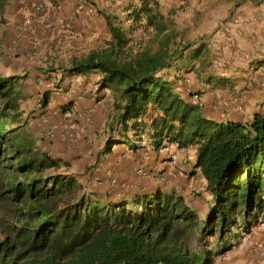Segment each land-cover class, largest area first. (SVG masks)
<instances>
[{
	"label": "trees",
	"instance_id": "16d2710c",
	"mask_svg": "<svg viewBox=\"0 0 264 264\" xmlns=\"http://www.w3.org/2000/svg\"><path fill=\"white\" fill-rule=\"evenodd\" d=\"M8 1L0 0V24ZM154 7L134 11L128 29L108 19L111 40L58 68L97 76L111 93L102 156L146 146L195 153L192 175L203 179L197 195L211 199L203 228L192 233L197 214L175 195L94 201L69 163L36 147L20 108L21 78L0 75V264H219L264 223V114L217 122L202 115L201 100L176 93L158 73L180 46ZM142 19L154 28L149 37Z\"/></svg>",
	"mask_w": 264,
	"mask_h": 264
},
{
	"label": "crops",
	"instance_id": "0c3cea01",
	"mask_svg": "<svg viewBox=\"0 0 264 264\" xmlns=\"http://www.w3.org/2000/svg\"><path fill=\"white\" fill-rule=\"evenodd\" d=\"M143 5H154L166 33L177 36L180 52L158 73L176 93L188 102L200 94L202 115L217 122L247 123L264 114V0H9L0 24V75L21 78L24 118L37 108L35 124L39 118L49 136L31 124L34 137L43 138L36 147L69 163L94 201L129 203L161 192L187 204L179 191L191 194L192 185L203 184L197 171L192 175L195 153L146 146L102 156L111 93L99 88V77L64 69L111 40L108 19L128 29ZM140 27L145 36L154 33L144 19ZM114 178L129 189L113 187Z\"/></svg>",
	"mask_w": 264,
	"mask_h": 264
},
{
	"label": "rangeland",
	"instance_id": "374dc122",
	"mask_svg": "<svg viewBox=\"0 0 264 264\" xmlns=\"http://www.w3.org/2000/svg\"><path fill=\"white\" fill-rule=\"evenodd\" d=\"M17 85L19 86V83ZM21 101H23L22 98ZM36 110L37 108H35V112ZM35 112L27 113L28 116L27 130L29 131L30 135L35 139L36 142L38 140H41L42 142L43 138L40 135H44V137H49V136L47 135V130L43 127L45 125H43L40 122L39 118H37L38 125L36 126L35 124L36 116H34ZM31 124L34 127L36 126L39 129V131H41L38 132L40 135H38L37 137H34L35 135ZM45 130L46 132H43ZM39 148L42 150L40 146ZM159 179L161 178L159 177ZM126 189H129V185L128 184L126 185L125 183L124 186L120 188V191ZM131 189L133 188L131 187ZM187 190H189V188H187L186 191ZM190 192L192 193L184 195L185 194L184 191L183 192L179 191V195L177 196H183L186 200L188 207L197 214V224L193 225L190 229L192 233L195 234L196 232H199V230L204 226L207 211L211 206V199L208 195H202V196L201 194L197 195L196 192H199V188L197 187V185L195 186L192 185ZM250 237L251 238L249 241H247V237H245V243H241L236 249H234L231 252H228L227 255L223 257L224 260L223 263H219V264H264V223L258 227L253 228Z\"/></svg>",
	"mask_w": 264,
	"mask_h": 264
},
{
	"label": "built area",
	"instance_id": "2783aa9c",
	"mask_svg": "<svg viewBox=\"0 0 264 264\" xmlns=\"http://www.w3.org/2000/svg\"><path fill=\"white\" fill-rule=\"evenodd\" d=\"M193 98H194V100H196V101L201 100V98H200V94H198V93L193 94ZM70 117H71V116H70L69 113H65V118H66L67 122L69 123V125H70V127H71V129H72V131H73V129H74V125H73V122H72V120H71ZM69 139H70V140H74V137H73V134H72V133H71V136L69 137ZM174 157H175V155L173 154V155H172V160L174 159ZM138 173L141 174V175H144V174H145L142 170H139Z\"/></svg>",
	"mask_w": 264,
	"mask_h": 264
}]
</instances>
